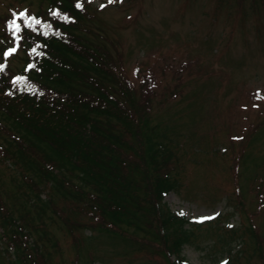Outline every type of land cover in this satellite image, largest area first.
<instances>
[{
	"label": "rangeland",
	"instance_id": "374dc122",
	"mask_svg": "<svg viewBox=\"0 0 264 264\" xmlns=\"http://www.w3.org/2000/svg\"><path fill=\"white\" fill-rule=\"evenodd\" d=\"M41 1L0 0V36L7 18L38 13L47 6ZM85 2L135 100L144 102V131L157 128L172 141L179 167L173 171L172 160L169 174L180 186L162 202L195 230L179 255L148 209L132 213L143 220L140 231L123 235L82 227L75 243L54 230V264H264V0ZM22 57L20 48L8 56L11 69L18 71ZM145 171L141 197L149 196ZM0 178L11 180L1 162ZM56 207L67 204L61 199ZM85 207L67 209L84 222L91 217ZM203 217L213 218L199 222ZM7 245L0 240V256ZM5 257L0 264H12Z\"/></svg>",
	"mask_w": 264,
	"mask_h": 264
},
{
	"label": "trees",
	"instance_id": "16d2710c",
	"mask_svg": "<svg viewBox=\"0 0 264 264\" xmlns=\"http://www.w3.org/2000/svg\"><path fill=\"white\" fill-rule=\"evenodd\" d=\"M41 2L47 6L38 13L7 18L9 37L0 36V162L11 178L8 184L0 178V240L8 242L0 257L54 264L60 249L54 230L75 243L82 227L123 235L128 228L140 231L143 220L132 213L147 209L159 217L168 250L179 255L195 228L162 202L180 186L169 174L172 160L173 171L179 167L172 141L157 128L144 131V102L135 100L107 51L89 3ZM14 19L18 32L7 27ZM17 48L23 57L15 71L7 53ZM145 168L151 170L149 196L141 197L138 175ZM61 199L63 211L56 207ZM78 206H86L88 220L67 209ZM237 233L232 229L231 238Z\"/></svg>",
	"mask_w": 264,
	"mask_h": 264
},
{
	"label": "snow or ice",
	"instance_id": "6c2138e0",
	"mask_svg": "<svg viewBox=\"0 0 264 264\" xmlns=\"http://www.w3.org/2000/svg\"><path fill=\"white\" fill-rule=\"evenodd\" d=\"M109 2L111 3V2H113V0H109ZM76 7L80 8L81 5H80V4H77ZM23 15H24V14H21V17H22ZM37 22H38V21H37ZM7 27L9 28V30H14V31H17V32L19 31V26L16 24L15 19L12 20L11 23H9V24L7 25ZM14 51H15V49L11 50L9 53H7V55H11L12 52H14ZM0 71H3V67H0ZM17 82H19V80H18ZM180 214L182 215L183 213H180ZM212 218H213V217H203V218H201V220H200L199 222H203L204 220H208V219H212Z\"/></svg>",
	"mask_w": 264,
	"mask_h": 264
}]
</instances>
